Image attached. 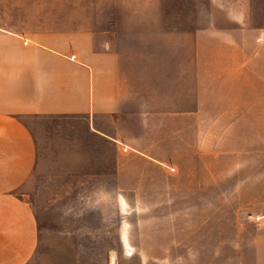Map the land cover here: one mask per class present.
Segmentation results:
<instances>
[{"label": "crops", "instance_id": "obj_1", "mask_svg": "<svg viewBox=\"0 0 264 264\" xmlns=\"http://www.w3.org/2000/svg\"><path fill=\"white\" fill-rule=\"evenodd\" d=\"M186 13L192 43L179 36ZM201 13L0 0V264H184L153 256L179 236L166 226L172 216L126 207L169 204L174 189L198 198L202 174L255 223L240 264H264V0H212L206 26ZM138 29L161 33L129 35ZM201 30L212 31V54H202ZM126 35L144 49H121ZM204 94L212 167L185 165L190 151L200 161ZM52 171L64 175L65 197L75 191L64 205L95 212L42 230L27 190ZM140 191L165 200L139 202Z\"/></svg>", "mask_w": 264, "mask_h": 264}, {"label": "rangeland", "instance_id": "obj_2", "mask_svg": "<svg viewBox=\"0 0 264 264\" xmlns=\"http://www.w3.org/2000/svg\"><path fill=\"white\" fill-rule=\"evenodd\" d=\"M88 0H74L76 4H84ZM90 4L107 5L115 3L123 8L129 7H145L157 6L161 4L169 6H182L186 9L192 6H200L202 13L200 14V26L208 25L212 20L209 18L208 8L212 4V0H89ZM185 24L184 31L179 32V36L186 39V43H192L194 30L189 23L192 19L191 15L184 14ZM119 34L125 31H117ZM165 32V31H163ZM183 34L181 35V33ZM129 34V31H126ZM160 30H131L130 36L133 38L159 37ZM169 36L172 33L169 32ZM126 35L122 37L121 49L128 50L129 48L144 49V46L128 45ZM212 31L201 30L202 39V54H212ZM191 46L185 47L187 54ZM221 81V82H220ZM224 79H217V85L214 88L224 91ZM204 108L202 110V126H201V157L200 161L190 156L182 157L181 161L187 165H201L212 167V121L209 117V96H202ZM191 134V132H190ZM176 152V151H174ZM136 164H143L136 162ZM52 171V175L40 176L35 179V182L30 183V188L27 190V198L32 202L40 229L58 228L65 224L63 215L66 213H91L95 211L88 210L81 205H64V203L75 195L74 189L69 188V196L65 197L64 190H59L60 186H64V175L58 177ZM208 174H202V183L200 189V197H183L186 191L170 190V197L166 199L169 204L165 205H139L126 207V211L130 214H167L172 216L166 226L175 231L177 237H169L163 239V246L170 247V253L167 255L156 254L154 257H167L168 261H180L184 264H240L241 263V246H249L254 244L256 237L255 223L249 220L247 216L248 207H240L236 205H224V199L218 197L212 192V179L208 182ZM69 186L71 184L69 183ZM144 191H140L137 200L142 203L150 202L143 196ZM159 192V191H157ZM193 191H190L192 193ZM66 195V194H65ZM74 199V198H73ZM165 200L157 197L152 201L159 202ZM193 202L194 204H183ZM111 212V210H110ZM116 213V212H115ZM143 224V223H142ZM159 224V222H158ZM183 235V236H181ZM160 243V239H158ZM264 242V241H263ZM158 243V245H160ZM156 244V243H154ZM157 245V244H156ZM249 255L245 254L247 259Z\"/></svg>", "mask_w": 264, "mask_h": 264}, {"label": "built area", "instance_id": "obj_3", "mask_svg": "<svg viewBox=\"0 0 264 264\" xmlns=\"http://www.w3.org/2000/svg\"><path fill=\"white\" fill-rule=\"evenodd\" d=\"M261 38H262V40L264 41V29H263L262 32H261Z\"/></svg>", "mask_w": 264, "mask_h": 264}]
</instances>
